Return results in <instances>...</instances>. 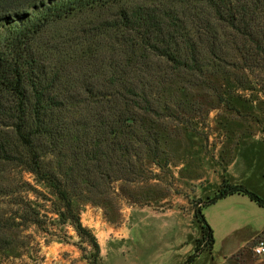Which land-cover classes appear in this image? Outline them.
I'll return each mask as SVG.
<instances>
[{
  "label": "trees",
  "instance_id": "obj_1",
  "mask_svg": "<svg viewBox=\"0 0 264 264\" xmlns=\"http://www.w3.org/2000/svg\"><path fill=\"white\" fill-rule=\"evenodd\" d=\"M120 1L39 0L0 13V194L13 192V169L33 176L57 197V215L79 235L87 233L79 205L113 202V184L148 182L149 165L161 167L160 130L171 117L179 122L185 97L218 94L215 80L222 77L244 88L250 77L264 76V0H196L198 13L177 7L124 15L131 51L115 64L88 62L72 75L37 51L55 23ZM22 185L34 190L28 181ZM234 195L264 209L259 195L223 178L195 213L202 234L184 264L213 253L215 233L203 210Z\"/></svg>",
  "mask_w": 264,
  "mask_h": 264
},
{
  "label": "rangeland",
  "instance_id": "obj_2",
  "mask_svg": "<svg viewBox=\"0 0 264 264\" xmlns=\"http://www.w3.org/2000/svg\"><path fill=\"white\" fill-rule=\"evenodd\" d=\"M38 1L0 0V13L24 10ZM196 6V0H122L99 5L52 25L39 37L37 51L53 67L67 68L69 75V70L88 62L101 65L100 59L115 64L131 51L130 30L122 26L124 15L177 7L198 13ZM261 82L250 77L240 88L233 77H222L215 80L218 94L198 90L185 97L187 111L179 122L171 117L160 130L161 167L149 165L148 182L113 184L118 195L113 202L79 205L87 230L83 235L57 215L60 203L46 185L13 169V192L0 194V264H184L202 234L195 213L215 196L223 178L243 183L238 185L264 200ZM25 181L34 190L27 193ZM248 239L246 234L234 238ZM260 241L264 237L243 249L241 243L218 238L213 253H203L192 264H264V256L254 254Z\"/></svg>",
  "mask_w": 264,
  "mask_h": 264
},
{
  "label": "crops",
  "instance_id": "obj_3",
  "mask_svg": "<svg viewBox=\"0 0 264 264\" xmlns=\"http://www.w3.org/2000/svg\"><path fill=\"white\" fill-rule=\"evenodd\" d=\"M221 183L222 181L218 187H220ZM234 183L236 185L243 184L239 181H235ZM203 213L214 230L216 245L218 238L225 239L228 243L234 244L238 242L234 240L236 236L246 234L249 236V239L238 242L242 244L244 249L257 238L264 237V209L251 201L247 196H229L204 209Z\"/></svg>",
  "mask_w": 264,
  "mask_h": 264
},
{
  "label": "built area",
  "instance_id": "obj_4",
  "mask_svg": "<svg viewBox=\"0 0 264 264\" xmlns=\"http://www.w3.org/2000/svg\"><path fill=\"white\" fill-rule=\"evenodd\" d=\"M254 254L257 257L264 256V241H260L258 245L254 248Z\"/></svg>",
  "mask_w": 264,
  "mask_h": 264
}]
</instances>
